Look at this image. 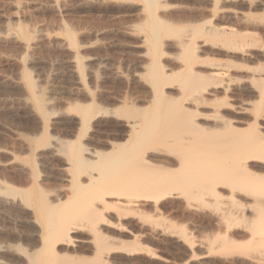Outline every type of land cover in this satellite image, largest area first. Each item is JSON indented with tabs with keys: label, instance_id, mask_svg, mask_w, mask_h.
I'll return each instance as SVG.
<instances>
[{
	"label": "bare ground",
	"instance_id": "obj_1",
	"mask_svg": "<svg viewBox=\"0 0 264 264\" xmlns=\"http://www.w3.org/2000/svg\"><path fill=\"white\" fill-rule=\"evenodd\" d=\"M110 1L138 8L132 13L136 9L141 17L151 98L143 107L118 98L119 106L109 111L96 105V92L90 91L88 103L69 107L79 118V132L111 113L126 120L125 138L108 141L100 151L82 143L85 130L74 140L53 143L47 99L24 74L21 84L43 125L19 147L23 156L12 158L27 168L29 187L0 183V194L11 197L27 213L24 223L35 227L26 234L30 249L15 244L18 264H122L120 258L137 254L156 260L148 243L160 237L175 239L195 258L187 225L162 210L170 199L182 200L186 209H210L224 225L200 257L264 264V173L256 174L251 165L264 164V0ZM65 31L76 49L74 35ZM166 42L179 53V70L167 72L162 65ZM75 57L84 83L82 62ZM169 89L177 93H165ZM206 107L210 113H203ZM56 157L64 160L56 178L69 191L47 193L38 167ZM236 226L249 231L247 243L229 239Z\"/></svg>",
	"mask_w": 264,
	"mask_h": 264
},
{
	"label": "rangeland",
	"instance_id": "obj_2",
	"mask_svg": "<svg viewBox=\"0 0 264 264\" xmlns=\"http://www.w3.org/2000/svg\"><path fill=\"white\" fill-rule=\"evenodd\" d=\"M130 5L120 6L119 3L109 0H0V183L2 185L6 183L17 189L29 187L27 168L20 166L21 163L15 162L12 158L20 155L18 151L20 153L22 145L28 144L27 138L39 134L43 125V119L21 84L26 72L35 83L37 95H43L44 99L46 97V106L48 105L46 109L52 111V115L48 112L51 117L50 122L48 121V133L52 137L49 140H54L55 143L57 140H74L77 135H82L86 131L85 138L83 136L81 138L82 143L87 144L86 147L89 146V149L100 151L105 150L108 141L114 139L122 141L125 138L128 132L123 124L126 123L125 119L111 116L110 113L89 125L90 129L79 132V118L69 109L75 104L88 103L90 91L93 95L96 92L94 95L96 105L105 110H112L116 104L119 106L121 101L128 105L134 104L133 106L137 103L138 107H143L149 102L151 91L146 82V75L144 77L149 56L145 53L147 46L142 43L144 34L139 27L142 22L136 10L138 8L133 6L136 9L132 13L133 7ZM18 27L22 29L23 34L21 32L19 34ZM65 30L74 35L76 49L70 47V41L64 34ZM166 41L170 44L173 42V40ZM170 44L166 50L164 49L165 54L164 52L162 54L164 57H160L163 63L161 64L165 65V68L168 66V69H165L167 72L173 69L179 70L176 68L180 66V61L176 59L179 53L173 48L171 50ZM209 50L215 55L221 54V50L214 48ZM75 56L82 62L86 86L76 69ZM167 91L165 90L167 94L177 93L171 89ZM173 91L174 93H171ZM202 109H204L203 113L205 110L209 113L211 111L209 107ZM119 136L121 137L118 138ZM62 159V157L48 159L43 168L38 167V171H42L39 173L42 175L38 182H42L43 187L41 184L40 187L46 192H53V189L58 190L59 187H62L64 192L69 191L68 183L59 180L60 177L56 178L59 175L58 170L64 163ZM251 165H254L253 170L257 171L256 174L263 175L264 164ZM15 205L11 197L0 194V262L6 264L21 262L20 253L16 251L17 246L30 249L32 242L28 234L35 228L24 223L28 215ZM162 210L169 219L187 225L189 239L196 242L194 252L197 256L189 259L190 252L187 248L174 241L175 239L160 237L157 241L148 243L157 252L159 259H151L146 254H137L120 258L119 262L122 264H259L256 261L252 263L244 257L237 259L220 257L217 254L200 257L207 252L208 240L212 241L215 235L224 233L222 229L225 228L224 225H219L215 213L210 209L198 211L186 209L182 200L170 199L163 204ZM243 229L240 226L233 228L234 232L231 230V234L228 233L229 239H234L235 243H247L250 234L247 229Z\"/></svg>",
	"mask_w": 264,
	"mask_h": 264
}]
</instances>
